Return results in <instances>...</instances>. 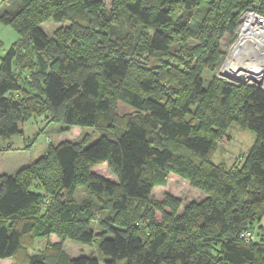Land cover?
I'll use <instances>...</instances> for the list:
<instances>
[{"label": "trees", "instance_id": "1", "mask_svg": "<svg viewBox=\"0 0 264 264\" xmlns=\"http://www.w3.org/2000/svg\"><path fill=\"white\" fill-rule=\"evenodd\" d=\"M19 2L0 12L20 35L0 60V151L38 117L100 137L50 143L0 174V260L101 264L72 258L71 239L99 240L104 264H264V90L204 78L242 12L264 14V0H113L111 13L101 0ZM48 20L61 25L52 36ZM119 102L133 111L120 114ZM233 123L255 132V143L241 161L216 163ZM105 162L116 180L92 171ZM171 173L206 193L182 215L180 199L153 195ZM80 186L88 192L78 200ZM52 234L61 241L30 253Z\"/></svg>", "mask_w": 264, "mask_h": 264}, {"label": "rangeland", "instance_id": "2", "mask_svg": "<svg viewBox=\"0 0 264 264\" xmlns=\"http://www.w3.org/2000/svg\"><path fill=\"white\" fill-rule=\"evenodd\" d=\"M101 1L104 4L107 12L111 13L113 0ZM19 4V0H0V12L5 10H13L17 8ZM59 26H61L60 23H57L53 20H48L42 24V27L51 36ZM116 28L117 29L115 32L119 33L122 31V29H129V25L124 23V25L118 27L117 24ZM236 33L237 32H235V35ZM19 39L20 35L15 30V28L11 25L5 24L0 18V60L8 53L13 44L19 41ZM231 41L232 39L223 41L224 46H226L227 53H229L228 50L232 44ZM192 43L194 42L192 41ZM227 53L226 56L228 55ZM226 56L224 58H226ZM223 60L220 61L215 70L207 71L205 73L204 78L206 85L215 75L217 76V74L220 72L219 68ZM228 82L230 83V81ZM117 111L120 114L130 113L133 111V108L124 102H119ZM43 128L45 130L37 134V132ZM60 128L61 124L59 123H51L47 125L44 117L30 119L25 125V134L23 136L14 135L11 138L13 147L7 151H0V174H15V172H17L22 167L33 163L46 153L50 143L59 144L63 141L79 140L86 135L90 137L89 143H93L100 137L99 131L90 126H73L67 132H60ZM227 133L229 134V137H226L221 142H219V147L215 152L214 161L216 163L226 162V164L232 165L235 163V161H241L243 159V156L255 143L257 135L252 130L243 129L236 123H233L227 129ZM35 136L36 139L31 144V146L27 148V145ZM92 171L102 174L110 179L116 180V175L110 169L108 162L94 167ZM87 192L88 191L85 186H80L76 192V198L81 200L85 196L87 197ZM168 194L181 200V204L177 210V214L179 215L184 213L185 208L190 202H200L206 197V193L202 189L195 187L189 180L176 173L170 174L167 185L156 186L153 191L154 197L160 201H164L166 195ZM157 217L159 220H162V215L159 212H157ZM262 224L264 225V218L262 220ZM60 241L61 238L57 234H52L49 237H41L37 240L36 245L30 250V253H37L45 248L47 244H54ZM99 243V240H95V242L92 244H85L80 241L67 239L64 242V247L72 258L82 255L94 256L100 261L101 264H104L106 258L105 255L100 251ZM0 264L8 263L0 261Z\"/></svg>", "mask_w": 264, "mask_h": 264}, {"label": "built area", "instance_id": "3", "mask_svg": "<svg viewBox=\"0 0 264 264\" xmlns=\"http://www.w3.org/2000/svg\"><path fill=\"white\" fill-rule=\"evenodd\" d=\"M236 32L231 49L229 48L217 76L236 84L254 85L264 90V14L257 9H246L239 17ZM244 36H247V43L243 42ZM237 45L242 46L247 52H252L253 55L241 54L231 59ZM234 78L241 80L237 81ZM242 236L251 238L253 234L248 231L243 232Z\"/></svg>", "mask_w": 264, "mask_h": 264}, {"label": "bare ground", "instance_id": "4", "mask_svg": "<svg viewBox=\"0 0 264 264\" xmlns=\"http://www.w3.org/2000/svg\"><path fill=\"white\" fill-rule=\"evenodd\" d=\"M247 41H248V39H247V36H244L243 37V42H246L247 43ZM263 45H264V41H263ZM239 45H237L235 48H234V50H233V52H232V56H231V59L233 58H236V57H238L239 55H241V54H244V55H246V56H248V55H253V53L252 52H247V51H245L244 49H243V47L241 48V47H238Z\"/></svg>", "mask_w": 264, "mask_h": 264}, {"label": "crops", "instance_id": "5", "mask_svg": "<svg viewBox=\"0 0 264 264\" xmlns=\"http://www.w3.org/2000/svg\"><path fill=\"white\" fill-rule=\"evenodd\" d=\"M0 261H2V262H6V263H10V264H13V262L14 261H12V259H10V258H7V259H2V260H0Z\"/></svg>", "mask_w": 264, "mask_h": 264}, {"label": "water", "instance_id": "6", "mask_svg": "<svg viewBox=\"0 0 264 264\" xmlns=\"http://www.w3.org/2000/svg\"><path fill=\"white\" fill-rule=\"evenodd\" d=\"M235 80H237V81H240L241 79H238V78H234Z\"/></svg>", "mask_w": 264, "mask_h": 264}]
</instances>
